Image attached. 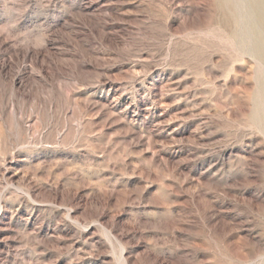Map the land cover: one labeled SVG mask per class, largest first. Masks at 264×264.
Returning <instances> with one entry per match:
<instances>
[{
	"label": "rangeland",
	"instance_id": "rangeland-1",
	"mask_svg": "<svg viewBox=\"0 0 264 264\" xmlns=\"http://www.w3.org/2000/svg\"><path fill=\"white\" fill-rule=\"evenodd\" d=\"M263 17L0 0V264H264Z\"/></svg>",
	"mask_w": 264,
	"mask_h": 264
},
{
	"label": "bare ground",
	"instance_id": "bare-ground-1",
	"mask_svg": "<svg viewBox=\"0 0 264 264\" xmlns=\"http://www.w3.org/2000/svg\"><path fill=\"white\" fill-rule=\"evenodd\" d=\"M253 1V3H254V5L256 6V7H262V8H264V0H252ZM255 11H257V10H255ZM258 13V12H257ZM259 16V15H258ZM261 25H262V27H264V17L261 19ZM258 47V46H257ZM260 47H258V49H259ZM257 49V50H258ZM261 50V49H260ZM258 53H259V50L257 51Z\"/></svg>",
	"mask_w": 264,
	"mask_h": 264
}]
</instances>
